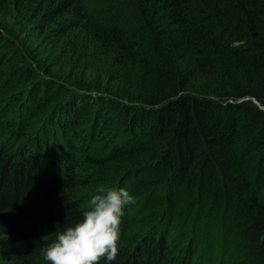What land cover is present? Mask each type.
I'll return each instance as SVG.
<instances>
[{
  "label": "trees",
  "instance_id": "trees-1",
  "mask_svg": "<svg viewBox=\"0 0 264 264\" xmlns=\"http://www.w3.org/2000/svg\"><path fill=\"white\" fill-rule=\"evenodd\" d=\"M261 106L264 0H0V264L100 188L112 264H264Z\"/></svg>",
  "mask_w": 264,
  "mask_h": 264
},
{
  "label": "clouds",
  "instance_id": "clouds-1",
  "mask_svg": "<svg viewBox=\"0 0 264 264\" xmlns=\"http://www.w3.org/2000/svg\"><path fill=\"white\" fill-rule=\"evenodd\" d=\"M132 203L134 198L124 188H100L90 199L82 220L63 230L57 225L55 239L42 250L44 259L50 264H100L101 260L112 264L119 252L123 209Z\"/></svg>",
  "mask_w": 264,
  "mask_h": 264
},
{
  "label": "rangeland",
  "instance_id": "rangeland-1",
  "mask_svg": "<svg viewBox=\"0 0 264 264\" xmlns=\"http://www.w3.org/2000/svg\"><path fill=\"white\" fill-rule=\"evenodd\" d=\"M262 109H264V106H261Z\"/></svg>",
  "mask_w": 264,
  "mask_h": 264
}]
</instances>
